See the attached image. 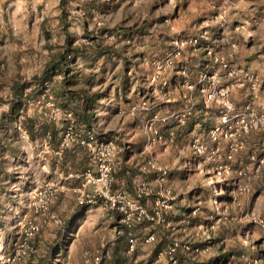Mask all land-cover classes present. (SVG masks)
I'll list each match as a JSON object with an SVG mask.
<instances>
[{
    "label": "rangeland",
    "instance_id": "obj_1",
    "mask_svg": "<svg viewBox=\"0 0 264 264\" xmlns=\"http://www.w3.org/2000/svg\"><path fill=\"white\" fill-rule=\"evenodd\" d=\"M66 32L79 48L71 66L79 85L91 92L106 91L114 81L97 76L103 66L83 53L110 45L131 59L127 70L134 76L126 73L122 97L118 90L114 97L126 106L101 127L121 141L144 144L142 150L149 141L144 132L162 135L143 155L168 167L164 186L175 199L152 243L137 232L140 245L116 253L120 227H109L103 217L66 227L71 203L60 193L69 187L47 179L23 189L32 149L15 134L12 151L0 162V264H82L95 254L105 255L104 264H151L174 241L193 248L178 249L177 264L206 263L229 251L228 261L213 264H264V0H0L1 135L10 114L9 127L20 132H28L25 119L37 126L63 123L65 131V115L53 106L69 110L54 96L65 78L61 69L43 93H31L43 96L25 111L28 97L19 103L14 98L16 85H26L29 93L34 77L58 58ZM167 53L174 64L158 71L155 62ZM132 102L135 114L142 110L140 118L127 117ZM34 186L50 195L34 196ZM59 243L62 250L53 252Z\"/></svg>",
    "mask_w": 264,
    "mask_h": 264
},
{
    "label": "crops",
    "instance_id": "obj_2",
    "mask_svg": "<svg viewBox=\"0 0 264 264\" xmlns=\"http://www.w3.org/2000/svg\"><path fill=\"white\" fill-rule=\"evenodd\" d=\"M85 57L91 58L92 60L98 61V63L101 64L103 67H98L97 76H103L108 75L109 81L112 82V85H109L108 89L106 91H103L102 89H98L97 87H93L95 89L93 92L98 94V99L96 101V104L91 112V118L89 125L88 122H84L80 119H78V116L76 114V111L82 110L81 106H77L76 101L73 99H70L68 95L61 96L59 93H61L60 90L62 88H56L57 94L55 93L54 96L57 97L59 102L67 109L72 110L76 116L77 122L81 127H85L88 129H93L98 133L99 138L101 139H115L119 143H121L124 146L123 153L119 156L115 166H114V173H115V180L113 187L115 190L123 191L133 197H136V192L138 185L142 181L148 182L150 187L153 188L154 193L148 196H145L143 198L144 204L148 207V209L154 208V201L155 197L157 196V192L161 188V184L158 180V171L155 169L148 168L146 171L142 169V166L147 162L146 156L142 153V146L144 144H136L134 141H121L117 137H113V133H110L112 131H108L106 129H103L101 125L104 121L107 120L112 114H114L117 110V107L119 106V113L122 109V106H126L125 104H120L121 101L114 100V97L116 96L115 92L117 91V94H119L120 97H122V87L125 88L124 84L120 83L127 81L129 78L128 75L134 76L133 72L128 71V63L131 60L128 59V55H125L124 53L121 54V51L119 49H116L114 46H106V48H103L101 44L95 45V48L93 50L90 49V51H86L83 53ZM76 55L78 53L73 54L74 60L76 59ZM117 56L120 57V59H117ZM122 58V59H121ZM135 59L138 60V57H135ZM121 63L119 64V62ZM126 61L127 63L126 68L120 67L123 62ZM133 61V60H132ZM130 70V69H129ZM133 70V69H132ZM74 70H72V73ZM128 75H127V74ZM135 73V72H134ZM77 75V73H75ZM112 77L114 80H111ZM149 77V76H148ZM119 81V84H118ZM55 90V91H56ZM126 91V90H124ZM91 92V90H90ZM43 93V92H42ZM28 97L27 102H23L21 106L24 107V111L26 107L29 106V103H32V100L34 102L40 101V97L43 95H39L36 97V95L32 96L29 93L25 94ZM34 97L33 99H29V97ZM36 99V100H35ZM141 101V100H140ZM136 102H132L128 106V112L127 117L130 116H137L140 118L139 112L137 114L132 113V107ZM20 106V105H19ZM18 106V107H19ZM12 113H14L12 111ZM13 115H5L4 119V126L6 131L4 135L0 134V162H2L3 157H8V152L12 151V145L11 139L14 138L15 134H19V139L22 142H25L26 145L32 149L31 152H28L27 154V170L24 174V179L22 182L23 189L29 188L33 184L41 183L42 181H45L47 179H54L58 180L59 182L63 183V185L69 187L71 191L62 192L61 199L63 201L67 200L70 201L71 206L68 208L69 213L71 214L70 218L67 220V228L73 224V221H80L83 217L86 221L92 219V218H101L105 219L109 222V227H113L114 229L117 228V226L120 227L118 229L117 233H119V236L122 235V238L120 239L119 243L114 247V252H128L127 248L129 246V239L130 236L136 235L137 232H144L145 237L150 233L154 232L156 234L157 229V223L151 222L147 219H145L142 223H139L141 226L142 224H145V229H138V231L135 229L136 225L134 227H127L121 222V215L118 211L106 209L104 208L102 203H95L93 205H80L78 201L76 200L74 193L75 188L80 185L82 182V179L77 177L76 174L82 173L85 170H87L90 167H93V163L90 160V153L89 150L84 147L81 144H73L72 146L66 148L63 150L62 154L58 155L57 150L60 149V143L62 140L63 135V123H57V122H50V121H40V126H37V121L34 119H25L24 125L27 127L28 132H20L16 127L11 128L8 125V118ZM145 116L142 115V124L144 123ZM137 119V118H136ZM172 122V121H171ZM38 127V128H37ZM144 132V131H143ZM23 133L25 135H23ZM149 137L144 132V140L146 141V138ZM144 141V142H145ZM47 148V157L41 158L40 153L44 151V149ZM1 164V163H0ZM74 192V193H73ZM73 198V199H68ZM73 203V204H72ZM76 223V222H75ZM139 225V226H140ZM140 226V227H141ZM66 232V230H63ZM127 236V237H126ZM145 239V238H144ZM143 242V241H142ZM62 244L59 243V246L53 248V252L60 249L62 250ZM136 245L137 247L140 245L138 238L136 237ZM118 256V254H116ZM129 254H125V257L128 259ZM41 264H46L42 263ZM110 264H122L121 262L113 261L110 262ZM125 264H128V261L125 262Z\"/></svg>",
    "mask_w": 264,
    "mask_h": 264
},
{
    "label": "built area",
    "instance_id": "obj_3",
    "mask_svg": "<svg viewBox=\"0 0 264 264\" xmlns=\"http://www.w3.org/2000/svg\"><path fill=\"white\" fill-rule=\"evenodd\" d=\"M196 43L197 40L195 39ZM184 44V42H182ZM180 53V52H179ZM162 59V58H161ZM157 63V70L161 71L174 64L173 54L167 53L161 61ZM167 78H163V84H167ZM154 80L155 77H154ZM45 85L49 87L50 82L46 81ZM58 112H63L66 119V127L63 132L60 149L57 154H62L63 150L72 146L73 144H81L89 150L90 159L93 167L88 168L82 173L76 174L82 179L81 186L77 189V201L80 205H93L101 202L106 209L118 211L121 215V222L127 227H133L135 223H140L145 219L155 223H165V212L172 206V201L175 195L171 189L164 186L166 177L168 176V167L160 165L155 159L150 158L142 169L146 171L148 168L158 171V180L161 188L157 193L153 209H148L144 204L143 198L154 193V190L148 182L142 181L137 188L136 197H133L123 191L115 190L114 184V166L119 156L124 151V146L115 139H101L98 133L93 129L81 127L77 122L76 116L72 110H63L59 106L53 105ZM137 106L132 107V113H135ZM151 135L149 141L142 150V153L149 152L157 139L163 138L162 135ZM32 194L50 195L47 194L46 189L43 190L39 186L31 187ZM169 224V223H167ZM156 238L154 232H150L145 237L146 243H152ZM136 246V239L130 236L129 251H133ZM178 249L187 251L193 250L190 244L184 243L181 245L179 241H174L167 246L166 250L159 251L157 258L151 264L159 262L161 258L167 256L166 264H177L175 253ZM199 251V248H195ZM102 254H95L86 257L82 264H104V257Z\"/></svg>",
    "mask_w": 264,
    "mask_h": 264
},
{
    "label": "trees",
    "instance_id": "obj_4",
    "mask_svg": "<svg viewBox=\"0 0 264 264\" xmlns=\"http://www.w3.org/2000/svg\"><path fill=\"white\" fill-rule=\"evenodd\" d=\"M66 43L65 47H63V50L58 54L57 59L51 60L47 66L45 67L42 75L35 76L34 77V85L33 89L29 91V94L31 93H42L45 88V82L47 80H51L54 76L55 70H60L64 72L65 78L60 82L59 87L62 88L61 93L59 95L66 96L70 99H73L76 101L77 106H81L82 110L76 111V114L78 116V119L90 123L91 118V112L96 104V101L98 99V94L95 92H90L88 87H82L79 85V80L77 78V75L73 72L72 73V62L74 61V58L72 57L73 54H76L79 48H74L72 46V40L68 32H66ZM26 85L24 84H18L15 86L16 90V99L14 98V102L19 103L23 96H26ZM58 87V88H59ZM16 100V101H15ZM15 105L12 106V111L15 110ZM18 104L17 106H19ZM129 242V241H128ZM129 250V247L127 248V251ZM232 256V252H227L220 257H214L209 262L206 263H200V264H213L217 263L218 260L223 259L228 261L230 257ZM187 264H197L194 262H189Z\"/></svg>",
    "mask_w": 264,
    "mask_h": 264
}]
</instances>
